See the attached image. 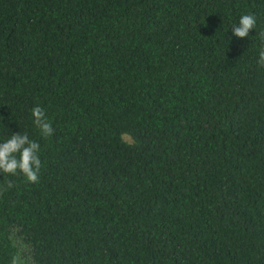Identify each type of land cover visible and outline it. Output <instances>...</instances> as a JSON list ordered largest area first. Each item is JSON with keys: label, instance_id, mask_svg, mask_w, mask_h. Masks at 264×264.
<instances>
[{"label": "trees", "instance_id": "obj_1", "mask_svg": "<svg viewBox=\"0 0 264 264\" xmlns=\"http://www.w3.org/2000/svg\"><path fill=\"white\" fill-rule=\"evenodd\" d=\"M262 31L264 0H0V142L42 163L0 173V264H264Z\"/></svg>", "mask_w": 264, "mask_h": 264}, {"label": "clouds", "instance_id": "obj_2", "mask_svg": "<svg viewBox=\"0 0 264 264\" xmlns=\"http://www.w3.org/2000/svg\"><path fill=\"white\" fill-rule=\"evenodd\" d=\"M257 26V18L254 14H244L239 22L232 26L233 36L244 39L249 36L251 30ZM262 46L258 53V65L264 67V31L260 34ZM33 123L42 137L53 134V126L49 121L46 111L39 105L31 110ZM40 144L30 139L27 133L15 132L3 142H0V173L8 176L23 175L30 183H38L42 167L40 159ZM13 183L7 181V188H12ZM11 264H17V258H13Z\"/></svg>", "mask_w": 264, "mask_h": 264}, {"label": "rangeland", "instance_id": "obj_3", "mask_svg": "<svg viewBox=\"0 0 264 264\" xmlns=\"http://www.w3.org/2000/svg\"><path fill=\"white\" fill-rule=\"evenodd\" d=\"M124 137H125V139H127V140H130V141H131V137H130L128 134H125V135H124Z\"/></svg>", "mask_w": 264, "mask_h": 264}]
</instances>
